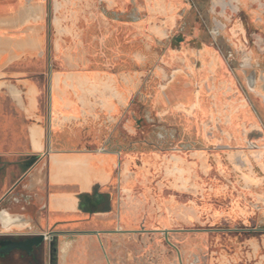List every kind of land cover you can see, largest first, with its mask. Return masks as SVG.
<instances>
[{
    "label": "rangeland",
    "instance_id": "1",
    "mask_svg": "<svg viewBox=\"0 0 264 264\" xmlns=\"http://www.w3.org/2000/svg\"><path fill=\"white\" fill-rule=\"evenodd\" d=\"M60 1L76 10L90 70L109 69L123 102H132L104 144L120 152L122 167L126 157L132 162L139 207L132 213L139 229L126 235L132 261L178 259L166 226L196 229L169 235L183 261L195 246L204 264L264 257V0H116L115 7L111 0ZM62 68L56 60L54 71ZM176 156L187 164L184 173L174 167ZM6 160L0 157V196L19 176ZM164 212L171 213L166 223ZM186 212L193 217L183 218ZM35 221L32 231L47 234L50 227ZM64 235L56 264L60 241L75 234ZM49 253L47 239L43 264Z\"/></svg>",
    "mask_w": 264,
    "mask_h": 264
},
{
    "label": "crops",
    "instance_id": "2",
    "mask_svg": "<svg viewBox=\"0 0 264 264\" xmlns=\"http://www.w3.org/2000/svg\"><path fill=\"white\" fill-rule=\"evenodd\" d=\"M111 4L115 7L116 0ZM70 9L60 0H0V157L19 170L0 198L29 176L45 197L43 224L64 236L75 234L60 241V264H204L196 246L182 263L179 258L132 261L133 245L126 235L139 229L133 228L129 212L134 202L132 162L126 159L122 167L120 152L104 147L131 102H123L121 84L109 69L88 67L85 32L77 29L79 18ZM68 43L79 51L72 54ZM56 60L65 66L61 71H54ZM174 164L186 171L183 158L176 156ZM170 214L164 212L161 222ZM182 217L189 220L193 214ZM17 221L25 228L32 218L23 215ZM259 249L252 257L259 256ZM206 261L242 264L228 257ZM252 261L264 264V257Z\"/></svg>",
    "mask_w": 264,
    "mask_h": 264
},
{
    "label": "flooded vegetation",
    "instance_id": "3",
    "mask_svg": "<svg viewBox=\"0 0 264 264\" xmlns=\"http://www.w3.org/2000/svg\"><path fill=\"white\" fill-rule=\"evenodd\" d=\"M136 126L137 124L132 120L126 123L125 129H128L131 134ZM257 132H260L261 135L258 136L260 138L262 132L259 129ZM126 158L128 159V157ZM30 163L29 160L25 162L27 166ZM34 163L35 160L32 159V165ZM3 165L4 161H0V172ZM32 175H34V171H32ZM138 208L133 202L129 212L132 214ZM39 211L42 214L36 216ZM23 215L32 218V223L27 225L25 230H19L17 220ZM46 215L45 197L42 193H38L37 188L30 183L29 176L26 175L13 184L8 192L0 198V264H43V247L47 239H49L50 264H56L58 236L63 232L53 229H50L47 234L32 231L35 220L37 223L43 224ZM39 235H47V237L39 245H34L33 241Z\"/></svg>",
    "mask_w": 264,
    "mask_h": 264
},
{
    "label": "water",
    "instance_id": "4",
    "mask_svg": "<svg viewBox=\"0 0 264 264\" xmlns=\"http://www.w3.org/2000/svg\"><path fill=\"white\" fill-rule=\"evenodd\" d=\"M173 232V230H163V233L165 234V237H166V240L168 241V243L173 246L176 251H177V254H178V258L180 260V262L182 263L183 262V258H182V253H181V250L176 246L174 245L172 242H170L169 240V235L170 233ZM47 237V235H39L35 238V240L33 241V244L34 245H39L42 241H44V239Z\"/></svg>",
    "mask_w": 264,
    "mask_h": 264
}]
</instances>
